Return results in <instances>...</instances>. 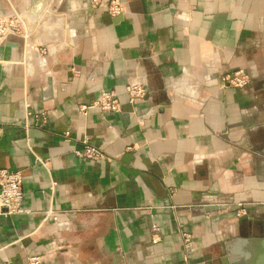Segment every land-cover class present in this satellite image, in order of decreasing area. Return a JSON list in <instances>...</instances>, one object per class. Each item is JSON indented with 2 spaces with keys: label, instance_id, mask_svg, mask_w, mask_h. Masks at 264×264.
<instances>
[{
  "label": "crops",
  "instance_id": "obj_1",
  "mask_svg": "<svg viewBox=\"0 0 264 264\" xmlns=\"http://www.w3.org/2000/svg\"><path fill=\"white\" fill-rule=\"evenodd\" d=\"M122 1L0 0L23 28L0 41V169L23 191L0 264H264V0ZM102 90L119 110L84 114Z\"/></svg>",
  "mask_w": 264,
  "mask_h": 264
},
{
  "label": "built area",
  "instance_id": "obj_2",
  "mask_svg": "<svg viewBox=\"0 0 264 264\" xmlns=\"http://www.w3.org/2000/svg\"><path fill=\"white\" fill-rule=\"evenodd\" d=\"M91 8H106L107 12L112 16H117L123 13L124 5L122 0H89ZM23 32L20 18L16 15L7 17H0V41L6 36L14 34L20 35ZM40 54H45L46 49L44 47H33ZM249 81V77L242 71H235L233 73H226L221 77L222 85L232 87H243ZM127 95L128 102L134 104L136 100L143 98L146 94V88L141 84H127L124 87ZM119 102L115 97L114 91L102 90L99 97L92 102L89 106H82L81 110L86 113V110L91 107H96L104 111L115 112L119 110ZM30 114V112H29ZM70 136L69 131L63 132V137L68 139ZM82 147L80 149H74V154L78 157H82L88 160H98L104 157V153L95 145L91 144L86 139L82 140ZM22 175L19 171H13L9 169H0V214L12 215L22 210L23 191H22ZM237 214H245V209L240 207ZM152 232L157 235L159 227L152 225ZM185 240L189 242L186 237ZM11 264V263H4ZM26 264H43L40 256L32 255L27 259Z\"/></svg>",
  "mask_w": 264,
  "mask_h": 264
},
{
  "label": "water",
  "instance_id": "obj_3",
  "mask_svg": "<svg viewBox=\"0 0 264 264\" xmlns=\"http://www.w3.org/2000/svg\"><path fill=\"white\" fill-rule=\"evenodd\" d=\"M11 35H12V34H11ZM8 36H9V35H8ZM8 36H7V37H8ZM263 225H264V223H263ZM262 237H264V233H263Z\"/></svg>",
  "mask_w": 264,
  "mask_h": 264
},
{
  "label": "rangeland",
  "instance_id": "obj_4",
  "mask_svg": "<svg viewBox=\"0 0 264 264\" xmlns=\"http://www.w3.org/2000/svg\"><path fill=\"white\" fill-rule=\"evenodd\" d=\"M4 39H6V37H5ZM4 39H3V40H4ZM3 40H2V41H3ZM36 47H37V46H36ZM39 47H41V46H38V48H39Z\"/></svg>",
  "mask_w": 264,
  "mask_h": 264
}]
</instances>
